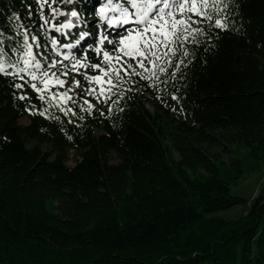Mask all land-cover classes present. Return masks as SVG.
<instances>
[{
	"label": "trees",
	"instance_id": "1",
	"mask_svg": "<svg viewBox=\"0 0 264 264\" xmlns=\"http://www.w3.org/2000/svg\"><path fill=\"white\" fill-rule=\"evenodd\" d=\"M98 1L73 6L94 33ZM224 3L225 30L203 25L179 69L131 77L111 110L81 97L95 109L69 103L75 115L49 108L58 119L45 118L31 89L0 76V264H264V190L251 202L234 194L207 148L264 155V0ZM40 16L38 0H0L6 46L24 30L50 44ZM92 49L74 55L99 63ZM73 79L82 81L70 74L66 87ZM238 206L248 209L235 219L219 215Z\"/></svg>",
	"mask_w": 264,
	"mask_h": 264
},
{
	"label": "snow or ice",
	"instance_id": "2",
	"mask_svg": "<svg viewBox=\"0 0 264 264\" xmlns=\"http://www.w3.org/2000/svg\"><path fill=\"white\" fill-rule=\"evenodd\" d=\"M56 2L52 0V3ZM38 3L43 31H55L68 39L64 29L79 27L71 22L60 25L50 22L43 15L48 0H38ZM48 7L53 21L64 15L52 4ZM227 7L224 0H104L98 10V21L103 22L105 33L98 36L92 49L99 63L89 61L86 54L78 58L71 53V49L88 38L87 33L74 43L60 44L56 37H49L50 44H42L39 37L30 36L24 30L19 32L22 43L14 41L16 46L13 48L5 44L6 39L12 38H6L0 32V76L21 81L13 85L17 89H31L36 98L47 105L39 112L45 118L58 119L49 108H55L65 116L75 115L72 107L67 106L69 103L90 113L96 107L91 100L108 105L111 110V103H115L113 95H122L124 85L131 82V77L158 80V72L167 71L165 65L179 69L184 64L180 57L189 55L186 45L198 44V37L207 35L203 25L225 30L227 24L222 13ZM71 16L76 17L77 12L73 11ZM105 43L112 46L111 51L103 47ZM49 50L54 56L47 54ZM70 74L82 77L83 83L73 79L66 87ZM77 89L79 93L72 95ZM81 97L91 100L84 99L81 105ZM19 99L29 97L20 95Z\"/></svg>",
	"mask_w": 264,
	"mask_h": 264
},
{
	"label": "rangeland",
	"instance_id": "3",
	"mask_svg": "<svg viewBox=\"0 0 264 264\" xmlns=\"http://www.w3.org/2000/svg\"><path fill=\"white\" fill-rule=\"evenodd\" d=\"M51 1L52 0H48V3L44 5L43 11L47 13V17L49 18V21L53 23L52 17L50 15V9L48 7V4H51ZM76 1L77 0H64V2H66L67 4L71 3V6L72 5L74 6ZM95 14L98 17L97 11H95ZM90 21H91V15L86 16L85 23L89 25ZM77 24L79 23L77 22ZM89 29H90V26H89ZM81 34H82V30H80L79 37ZM89 36H90L89 42H91L94 36L92 35H89ZM77 37L78 35H76V38ZM115 38L118 39V37H115ZM96 42L97 40L93 42L95 46H96ZM90 45H92V43H88L87 45L84 46V48L83 47H80V48L88 49ZM147 108L151 112L154 111V107L151 105H148ZM20 123L22 126H26L29 122L27 118H24L20 121ZM204 146L207 147V144ZM227 146H228L227 144L221 141L219 144L215 145L214 147H207V148L210 153H212L214 150L220 152V158L222 159L225 165L219 164V167H220L223 179L226 182H230L231 184L230 186L233 190V193L251 202L259 194L260 191L264 190V155H261L260 158H256L246 149H241V147H239L238 149L230 148V151H227V150L222 151L223 148H228ZM175 157L177 158V156ZM229 157L235 158L236 160L242 162V167L244 171L243 174H239L237 171H233L232 173L233 167L230 166ZM79 160H80V157L74 151H71L69 153L68 165L70 167L75 166L76 162ZM110 161L112 164L119 163V159L114 154L111 156ZM247 209L248 207L238 206L230 211L222 212L219 215L226 217L227 219H235L239 217L241 214H243L245 210Z\"/></svg>",
	"mask_w": 264,
	"mask_h": 264
},
{
	"label": "bare ground",
	"instance_id": "4",
	"mask_svg": "<svg viewBox=\"0 0 264 264\" xmlns=\"http://www.w3.org/2000/svg\"><path fill=\"white\" fill-rule=\"evenodd\" d=\"M70 19H73V17H72V16H70ZM80 22H81V21H79L78 23H79V24H81L82 22H81V23H80ZM84 25H87V24H84ZM80 27H81V26H79V28H80ZM85 41H86V40H84V41H81V43H84ZM81 45H83V44H81Z\"/></svg>",
	"mask_w": 264,
	"mask_h": 264
}]
</instances>
